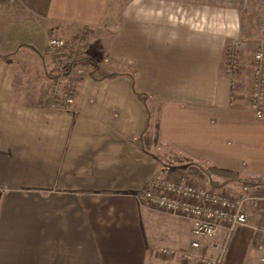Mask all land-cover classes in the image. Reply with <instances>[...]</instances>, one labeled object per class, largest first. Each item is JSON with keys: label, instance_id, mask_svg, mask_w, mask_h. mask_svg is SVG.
<instances>
[{"label": "crops", "instance_id": "obj_1", "mask_svg": "<svg viewBox=\"0 0 264 264\" xmlns=\"http://www.w3.org/2000/svg\"><path fill=\"white\" fill-rule=\"evenodd\" d=\"M54 36L88 43L69 111L46 104ZM235 39L264 40V0H0V264H195L160 253L189 248L190 220L135 198L189 170L180 158L260 198L244 202L222 264H263L264 120L231 100ZM224 240L202 249L217 256Z\"/></svg>", "mask_w": 264, "mask_h": 264}, {"label": "built area", "instance_id": "obj_2", "mask_svg": "<svg viewBox=\"0 0 264 264\" xmlns=\"http://www.w3.org/2000/svg\"><path fill=\"white\" fill-rule=\"evenodd\" d=\"M86 39L72 40L54 36L49 38L47 50L53 60V79L49 84L50 108L69 111L76 104L78 89L70 68L73 63L88 58ZM244 39H235L228 47L223 73L229 79L231 100L245 101L258 120H264V40L257 43L250 55ZM180 169L176 174H156L148 186L135 194L141 204L191 222V242L188 249L176 251L160 249L161 255L180 256L185 263L222 264L224 252L234 231L248 223L244 202L252 200L257 206L260 198L249 195L250 187H243L244 198L234 196L224 188H214L193 182ZM187 172V171H186ZM221 233L225 240L217 256L203 251V240H214ZM264 264V258H262Z\"/></svg>", "mask_w": 264, "mask_h": 264}, {"label": "trees", "instance_id": "obj_3", "mask_svg": "<svg viewBox=\"0 0 264 264\" xmlns=\"http://www.w3.org/2000/svg\"><path fill=\"white\" fill-rule=\"evenodd\" d=\"M49 93V92H48ZM50 95V94H49ZM50 103H51V97L49 98L48 97V100H47V103L46 104H49L50 106ZM46 104L44 106H46ZM142 140L145 144V146L147 148H150L152 147L156 140L155 139H152L151 136L148 134V133H145L142 137ZM178 162H179V165L180 166H187L189 167L190 171L199 176L200 178H209V181H210V185L214 188H221L220 184H217L216 182H213L211 181L212 178H211V174H218V175H221V176H235V174L229 172V171H225V170H219V169H204L202 166H199V165H194V164H191L189 163V161L187 160H184L182 158L178 159ZM263 181V180H262ZM248 182H245V184H247ZM250 184V186H257L259 184V182H253L252 184L251 183H248ZM259 195H264V190L263 191H260L259 192Z\"/></svg>", "mask_w": 264, "mask_h": 264}, {"label": "rangeland", "instance_id": "obj_4", "mask_svg": "<svg viewBox=\"0 0 264 264\" xmlns=\"http://www.w3.org/2000/svg\"><path fill=\"white\" fill-rule=\"evenodd\" d=\"M110 2L113 4V5H116V6H121L124 2H126V0H110ZM59 37H61V36H59ZM62 38H64V37H62ZM65 39H67V38H65ZM68 40V39H67ZM88 45V44H87ZM252 50H253V46H248V48H247V52H248V55H250V53L252 52ZM181 168H182V166H181ZM183 171V170H182ZM187 171V172H186ZM184 170L183 172L185 173V174H187V176H188V178H190L191 180H193V182H196V183H200V184H206V185H208V186H211L209 183H207V181L206 182H204L202 179H200L199 177H196V176H194L193 175V173L190 171V169L189 170ZM223 188V187H222ZM224 189H226L228 192H230L231 193V191L230 190H228V188L227 187H225ZM232 194V193H231Z\"/></svg>", "mask_w": 264, "mask_h": 264}]
</instances>
